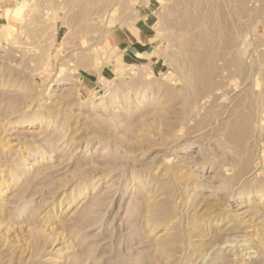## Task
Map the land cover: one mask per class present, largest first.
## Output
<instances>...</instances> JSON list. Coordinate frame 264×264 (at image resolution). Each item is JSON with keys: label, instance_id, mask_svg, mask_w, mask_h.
Segmentation results:
<instances>
[{"label": "rangeland", "instance_id": "374dc122", "mask_svg": "<svg viewBox=\"0 0 264 264\" xmlns=\"http://www.w3.org/2000/svg\"><path fill=\"white\" fill-rule=\"evenodd\" d=\"M0 264H264V0H0Z\"/></svg>", "mask_w": 264, "mask_h": 264}, {"label": "crops", "instance_id": "0c3cea01", "mask_svg": "<svg viewBox=\"0 0 264 264\" xmlns=\"http://www.w3.org/2000/svg\"><path fill=\"white\" fill-rule=\"evenodd\" d=\"M12 1L15 2L17 0ZM141 33L142 32H140L137 37L132 33L121 31L113 34L114 48L109 54L113 57L111 56V59L109 58L111 63L106 67L108 70L107 72L112 74L123 71L125 68L129 67L131 62L134 61L147 63L150 59L152 60V56L150 55H155L153 52L155 47L147 41L146 34L145 36L141 37ZM127 39H132L133 43H126L125 41H127Z\"/></svg>", "mask_w": 264, "mask_h": 264}, {"label": "bare ground", "instance_id": "6f19581e", "mask_svg": "<svg viewBox=\"0 0 264 264\" xmlns=\"http://www.w3.org/2000/svg\"><path fill=\"white\" fill-rule=\"evenodd\" d=\"M20 7V6H19ZM16 9V8H15ZM17 10H20V9H16L15 11H17ZM7 11H9V10H7ZM14 11V10H13ZM15 11H14V13H15ZM12 12V11H11ZM20 12V14H21V10L19 11ZM18 13V11L16 12V15H19V13ZM8 14V13H7ZM14 16H16L15 14H13Z\"/></svg>", "mask_w": 264, "mask_h": 264}]
</instances>
